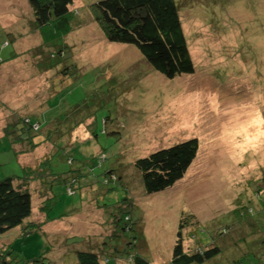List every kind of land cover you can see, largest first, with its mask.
<instances>
[{
  "label": "rangeland",
  "instance_id": "1",
  "mask_svg": "<svg viewBox=\"0 0 264 264\" xmlns=\"http://www.w3.org/2000/svg\"><path fill=\"white\" fill-rule=\"evenodd\" d=\"M97 1L74 0L70 6L73 31L63 42L67 46L64 51L71 55L65 59L62 54L57 61L70 60L68 66L74 71L57 83L55 96L48 100V110L40 112L29 104L37 108L39 96L43 97L40 101L48 97V89L63 74L64 63L45 74L38 72L35 64L42 59L39 48L49 46L48 60L52 59L54 49L50 45L55 42L32 33L34 13L28 0H0V44L11 37L1 34L2 30L14 37V45L6 50L0 46V56L7 58L14 48L19 52L15 61L0 66V179L6 174L20 175L22 171L13 172L16 166L38 162L50 150H56L53 144L41 145L30 155L22 152L17 161L9 140L1 138L15 117H25L29 107L32 123L50 122L52 133L57 134L72 127L83 112L76 130L67 132L70 136L65 138V145L81 162L75 161L69 169L72 172L55 181L54 193L68 210H76L72 203L74 199L82 200V189L87 196L78 215L47 222L42 232L36 229L26 239L22 226L19 231L0 234V251L8 244L18 260L28 264H33L40 254L49 258V253L50 259L58 257L60 264H77L73 256L67 261L74 251L70 249L65 257L63 252L68 247L62 240L60 245L58 238L61 233L66 237L77 232L80 238L86 236L93 242L102 264L103 256L113 257L111 264H130L127 247L131 245V252L144 255L152 264H172L181 234L187 254L209 247L223 249L222 256L209 264H264V243L257 252L245 255L248 257L241 255L229 261L237 254L233 237H264V209L260 208L264 204L257 202L264 190V0H182L181 21L196 73L173 80L154 72L135 47L107 40L98 20ZM74 83L79 86L73 93ZM6 105L18 112L6 111ZM91 118L98 130L92 137L87 133ZM106 118L107 125L102 123ZM192 139L198 140L199 150L184 178L164 192L148 194L136 161ZM53 163L58 171L66 170V156L60 155ZM79 167L83 173L92 174L88 177L91 185H83L76 196H71L65 184L79 189L74 183ZM108 169L120 175L117 178L121 184L111 185L115 188L112 191L107 190L111 180ZM37 187L32 184V222L39 225L44 216L39 213L42 200L36 194ZM125 196L127 204L120 205L126 207L123 215L130 214L125 221L131 224L123 225L135 230L126 237L119 230L115 232L113 211L98 207L101 202L112 203ZM260 200L263 202L264 196ZM237 202L254 204L259 213L256 210L255 220L238 222L235 218L230 232L224 231L226 235L214 242L218 233L231 225L228 220L238 210ZM201 228L206 231L200 232ZM200 237L204 244L213 243L205 247ZM104 238L111 242L118 239L122 253L113 248L105 252L108 245L104 246ZM51 241L57 242L53 250ZM258 246V241L251 245Z\"/></svg>",
  "mask_w": 264,
  "mask_h": 264
},
{
  "label": "trees",
  "instance_id": "2",
  "mask_svg": "<svg viewBox=\"0 0 264 264\" xmlns=\"http://www.w3.org/2000/svg\"><path fill=\"white\" fill-rule=\"evenodd\" d=\"M74 0H28L31 8L34 13V20L32 25V33H38L46 40L54 41L53 45H50L54 50L50 55L52 59H49L48 52L51 51L49 46L43 45L40 47V56L42 57L41 61H36V69L40 73H46L56 67L57 64H63V74L59 77H56L55 84L51 85V88L47 91V98L40 101L43 97L40 98L39 102L36 104L37 108L33 104H29L31 109H38L40 112H46L48 110V100L51 97H54L56 94L57 83L64 80V78L69 77L74 71L73 68L69 67V61L58 62L57 58L64 56L65 59H68L71 52L64 51L67 48L66 44L63 42V38L73 31L72 20L74 18L73 11L70 10V6L73 4ZM97 8L100 12L99 21L102 24L106 38L110 43H119L135 47L143 61L152 68L156 73L162 74L169 80L175 79L179 75H192L196 73L195 65L191 56L189 44L187 37L184 32L183 24L181 21V8L183 7L182 0H99L96 2ZM1 34H6L11 37L9 41H3L1 50H6L10 47V44L14 45V37L12 34L5 33L3 30ZM34 57L36 54H33ZM45 55L47 58H45ZM19 56L17 49H12L10 55L7 58L0 56V66L15 61ZM68 56V57H65ZM75 66L80 70L79 65L76 62H73ZM140 65V64H139ZM144 68V67H143ZM145 69V68H144ZM66 70V71H65ZM58 78V79H57ZM79 84H72L73 93L77 89ZM63 87V85H62ZM47 89L45 88L44 92ZM79 90V89H78ZM76 90V92L78 91ZM75 92V93H76ZM76 97H79V92ZM35 100V99H34ZM32 100V102L34 101ZM29 103V102H28ZM7 109L10 111L18 112L14 110L12 105H6ZM28 107V112L25 117L17 116L13 121V125L10 127L6 126L7 132H4L3 137L6 141L7 139L10 142V148L14 152V155L17 161L18 156L22 152H26L28 155L34 152L33 150L36 147L44 146L47 144H53L56 149L52 153L51 150L48 152L42 159L38 162L36 160L33 163L26 164L21 166L19 162H15L20 165V168L16 166L13 170L14 174L20 175H7L0 179V234L10 233L11 230L19 231V227L22 226V236L23 238H28V236L33 233L36 229H40V232L43 231L45 227L44 224L47 222H56L61 219H67L70 216H76L81 212L84 203L87 201L86 192L82 189L81 198L73 201L72 206L76 210H68V206L59 204V199L54 193V187L57 185L55 181L59 180L63 174H70L72 171L69 169L72 167L75 161L77 160L71 147L65 145L66 136L76 130L77 125H75L79 119L82 118L83 112H80L78 120L72 125V127L67 126L64 123L65 131H59L57 134L52 133L53 125L50 122L47 124L41 125L40 122L32 123L29 113L30 110ZM15 114V113H14ZM75 116V114H73ZM89 122L87 133L89 136H96L97 128L94 126L93 118ZM90 120V119H89ZM49 121V120H48ZM103 124L107 125L109 118L103 120ZM79 123V122H78ZM77 123V124H78ZM60 129L61 127L58 126ZM11 131H10V130ZM105 129V128H104ZM67 132H70L67 133ZM60 133V134H59ZM67 133V134H66ZM39 140V141H38ZM7 143V142H4ZM199 150V142L197 139L188 140L181 142L170 147L159 149L146 157L139 158L135 167L140 173V178L142 184L148 194H158L168 190L173 187L179 180L183 179L189 168L191 167L193 161L195 160ZM66 156V167L65 171H58L54 167V160L59 156ZM98 159L92 157L91 159ZM85 162V160H84ZM81 165V164H80ZM85 164H82L84 166ZM76 171L78 177H75V184L79 185V189L74 185L70 188L69 185L65 184L66 192L68 195L76 196L81 188H84L86 185H91L88 177L91 178L92 174L83 173L82 170ZM111 173L110 186L108 191L115 190L111 185L121 184L120 179L118 180L117 176L120 175L114 173V169H108ZM107 172V173H109ZM80 173V175H79ZM94 173V172H92ZM36 183V194L41 198L42 202H39V213L43 214L44 222L36 225L32 222L33 217V205H34V196L32 192V184ZM96 184H98L96 182ZM85 185V186H83ZM43 188V189H42ZM74 188L73 191H71ZM67 195V196H68ZM264 196V190L260 192L257 202L264 204L260 199ZM97 197V196H96ZM99 200V198H95ZM126 196L123 199H119L116 202L108 203L101 202L98 207L108 208V211L112 212V217L115 218V232L118 230L123 236H128V233L132 231V235L135 230H129V227H124V223L129 226L131 223L126 222L130 214L123 215L124 210L120 203L127 204ZM81 203V206L80 204ZM238 210L231 218L228 220L231 225L226 226L223 232L218 233L217 239L223 235H226V230L230 232L232 227V222L236 218L238 222H242L248 219H254V214L259 213L260 209L255 208L250 204L244 205L242 202H237ZM81 207V209H80ZM126 207H124L125 209ZM255 208V209H254ZM263 208L264 207H260ZM251 210V211H250ZM77 212V214H74ZM252 212V214H251ZM74 214V215H73ZM123 215V216H122ZM121 217V218H119ZM118 222V225H117ZM237 222V223H238ZM260 227H258L259 229ZM263 229V227H262ZM204 228L200 229V232H205ZM263 233V232H261ZM264 234V233H263ZM47 236L46 234H44ZM60 236L59 243L61 245V240L68 247L63 252L65 257L68 256L70 249H73L71 257H67L68 260L73 256V259L77 261V264H102L100 254L94 249L93 242L86 239V236L79 237L78 233H68L65 237ZM200 235V234H199ZM21 236V235H20ZM19 233L17 237L20 238ZM264 238V237H263ZM263 238L258 239L255 235V239H249L246 236L242 237H233L234 249H237L236 256L229 257V261L237 259L239 256L248 257L250 252H257V250L264 243ZM135 239V243L137 242ZM202 244L206 246H211L213 243L204 244L203 239L200 237ZM232 239V238H231ZM69 240H71L69 242ZM117 240L114 242L109 241V239L104 238V246L108 245L107 250L111 248L116 250V253L121 254L122 251L119 249L122 243H117ZM236 241V242H235ZM258 241V247L255 246ZM91 242V243H90ZM12 243V242H10ZM51 246L53 250V245L57 244L52 243ZM88 244H90L88 246ZM133 244V243H132ZM128 244L126 243L124 247ZM85 246H88L89 249H86ZM11 245H4L0 251V264H28V262L19 261L13 249L10 248ZM116 247V248H115ZM133 246H128L130 249V264H152L150 259H147L144 255H140L137 252H131ZM96 248V247H95ZM103 249V247H102ZM126 249V248H125ZM126 249V253H127ZM123 252V254H125ZM49 253V252H48ZM50 257H51V253ZM122 254V255H123ZM223 254V249L221 250L218 247H209L206 250L197 252L194 254H187L182 245L181 234H179L178 243L176 244L172 264H209L215 259L218 260ZM121 255V256H122ZM46 258L44 254L38 255V257L33 261V264H46L48 261L50 264H60L58 257L55 258V261ZM65 258L64 260H66ZM104 258V264H111L113 257ZM62 259V262H64ZM262 264V263H261Z\"/></svg>",
  "mask_w": 264,
  "mask_h": 264
},
{
  "label": "bare ground",
  "instance_id": "3",
  "mask_svg": "<svg viewBox=\"0 0 264 264\" xmlns=\"http://www.w3.org/2000/svg\"><path fill=\"white\" fill-rule=\"evenodd\" d=\"M217 102V101H216ZM217 107H219V104L217 103ZM260 123H262V120H261V118H260Z\"/></svg>",
  "mask_w": 264,
  "mask_h": 264
},
{
  "label": "clouds",
  "instance_id": "4",
  "mask_svg": "<svg viewBox=\"0 0 264 264\" xmlns=\"http://www.w3.org/2000/svg\"><path fill=\"white\" fill-rule=\"evenodd\" d=\"M33 220V217L31 218ZM20 230V228H18Z\"/></svg>",
  "mask_w": 264,
  "mask_h": 264
}]
</instances>
